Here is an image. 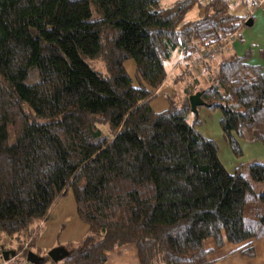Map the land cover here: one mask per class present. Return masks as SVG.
I'll use <instances>...</instances> for the list:
<instances>
[{
	"label": "trees",
	"instance_id": "1",
	"mask_svg": "<svg viewBox=\"0 0 264 264\" xmlns=\"http://www.w3.org/2000/svg\"><path fill=\"white\" fill-rule=\"evenodd\" d=\"M161 2L0 0V239L31 236L70 191L86 237L65 264H104L126 245L139 264H211L207 241L254 257L264 165L227 173L188 98L199 93L220 112L234 156L239 141L264 149V69L227 54L245 18L220 0ZM227 38L219 58L201 60L202 80L174 76L179 104L169 93L164 108L152 107L165 63L176 55L189 66L194 52ZM95 58L104 73L86 64Z\"/></svg>",
	"mask_w": 264,
	"mask_h": 264
},
{
	"label": "rangeland",
	"instance_id": "2",
	"mask_svg": "<svg viewBox=\"0 0 264 264\" xmlns=\"http://www.w3.org/2000/svg\"><path fill=\"white\" fill-rule=\"evenodd\" d=\"M174 0H162L161 6L167 7L169 4H171ZM201 4H205L208 0H199ZM258 9H256L253 13V18L255 21V26L253 27H246L245 25L242 26L241 31L239 32V36L237 37L236 44L234 45L235 51L239 53V55H247L248 61L252 64H259L264 69V12L262 11L263 8L259 9L260 13L255 14V12ZM197 11H193L189 13L187 16L188 19L193 18L195 16ZM238 16H243L242 13H237ZM239 40V41H238ZM240 41L242 43H240ZM244 41V42H243ZM233 42V43H234ZM223 46V50L219 53H216L211 57V60H214L215 58H219L221 54H223V51L228 46V43H225ZM199 57V54L197 55ZM178 56L174 55L173 58L165 63V68L168 71L166 82L164 83L163 90L161 95H159L153 102L152 107L155 110L164 108V98L165 95L172 93L173 96H175L173 99L174 101L179 104L184 97L183 90H182V84L181 83H175L174 84V76H183L184 74L192 75L193 77H198L200 80H202V72L201 66L195 64V60L192 58V61L189 62V66H185L183 61ZM194 60V61H193ZM209 60V59H208ZM210 61V60H209ZM86 64L95 72L104 73L105 72V65L104 62L100 58L95 59H85ZM125 70L128 74V76L133 79L134 78V64L132 61H127L125 63ZM190 71V72H188ZM191 76V77H192ZM190 78V77H189ZM159 92V90H158ZM198 116L200 119V125L197 126V131L204 136L205 138L212 140L215 145L217 146L218 150V159L223 166V168L226 170L227 173L232 174L237 168L240 170L241 174H247L248 172V166L254 163H259L264 165V149L263 147L256 143V144H250L243 141H239V147L241 150V156L236 157L230 150L227 142L222 136L220 126H219V120H220V112L218 110L211 111L204 107L198 108ZM258 191L264 192V183H260L258 185ZM56 208V209H55ZM54 209H52V215L50 219L54 220L56 222V226L52 231L49 230L48 234V241L47 245L51 244L53 241H59V243H73L75 244L73 247L77 248L81 242L84 240L86 235H83V231L86 227L81 224L79 221L75 220L76 223H69V221L73 220V209L75 208L74 200L71 195V192L69 191L67 196H65L61 202H59L58 207L56 206ZM66 215L65 219L64 216ZM65 220L68 222V224H62V220ZM51 220L48 222V226H51ZM37 226V228H36ZM36 231L32 230L30 233L31 236L27 237H21V238H2L0 239V246L2 247L3 251H14L15 256L9 262V264H14L13 260L18 261L20 264H28L26 262V254L27 252L31 251L34 254L40 256L41 259L47 257V253L45 251L44 254H39L36 250V245H34L31 248V243L34 242V237L39 229L42 227V223H38L36 225ZM44 228V227H43ZM41 231V230H40ZM80 240V243L78 241ZM211 241H207L205 243V247H211ZM68 248V252L72 249L70 247ZM150 254L151 258L157 263L160 261V256L154 246V244H150ZM26 254L24 251H26ZM24 253V254H23ZM8 259V260H9ZM42 264V262H41Z\"/></svg>",
	"mask_w": 264,
	"mask_h": 264
},
{
	"label": "crops",
	"instance_id": "3",
	"mask_svg": "<svg viewBox=\"0 0 264 264\" xmlns=\"http://www.w3.org/2000/svg\"><path fill=\"white\" fill-rule=\"evenodd\" d=\"M262 11L264 12V7H263ZM258 13H260L259 9L255 12L254 16ZM253 26H255L254 18H252V26L251 27H253ZM240 43H242V42L240 41ZM235 44H236V42L233 43V40H232L230 48H229V52L227 53L228 55L232 54V55L240 56L239 53H237L235 51V48H234ZM178 60H179V58H178ZM254 65H259V64H254ZM58 204H59V202H58ZM58 204L56 205L57 207H58ZM73 211H74V209H73ZM52 212L53 211L50 212V215L46 221L40 222V224L42 223V227H41V229H39L37 240L34 243V245H36L35 251H37L41 255L44 254L45 251L48 252L49 250H51L52 248H55V247H63L64 249L68 250L67 247H70L71 249H73L74 248L73 246L75 245V244L70 243V242L61 244V243H59L58 240L57 241L55 240L51 244L47 245V241H48V237H49L48 231L49 230L52 231L53 229H56V228H54L56 226V222L54 220L50 219ZM65 217H66V215L64 216V219H65ZM64 219L62 220L61 225L68 224V222H66ZM74 219L77 220L75 213L73 214V220L69 221V223H76L74 221ZM49 220H51L50 221L51 226H48ZM83 235H86L85 229L83 231ZM78 243H80V240L78 241ZM211 245H212L211 247L207 248V249L212 250V253L209 255V260H212L214 262H212L211 264H264V239H261V240L254 242L253 246H254L255 255L252 258H247V257H245L239 253H231V251L233 250V247H231L229 245L224 246V248H222L220 250L215 249L213 243H211ZM36 256H38V255H36ZM105 258H106V260H105L104 264H139L137 250L133 245L122 246V247L116 248L114 250H111L109 252H106ZM43 264H65V263L63 261L58 262V263L46 261Z\"/></svg>",
	"mask_w": 264,
	"mask_h": 264
},
{
	"label": "built area",
	"instance_id": "4",
	"mask_svg": "<svg viewBox=\"0 0 264 264\" xmlns=\"http://www.w3.org/2000/svg\"><path fill=\"white\" fill-rule=\"evenodd\" d=\"M229 11L232 13H242L244 19V22L248 21L253 17V13L256 9H260L264 7V0H220ZM229 38L222 39V41L219 44H212L209 45L198 52L193 53V57H195V64L200 65L201 60H208L213 57L214 54L219 53L223 50V46L227 43ZM199 54V57L197 55ZM3 252L2 247L0 246V264H9L11 261L10 259L7 261H4L1 257V253Z\"/></svg>",
	"mask_w": 264,
	"mask_h": 264
},
{
	"label": "water",
	"instance_id": "5",
	"mask_svg": "<svg viewBox=\"0 0 264 264\" xmlns=\"http://www.w3.org/2000/svg\"><path fill=\"white\" fill-rule=\"evenodd\" d=\"M246 27L252 26V19H249L245 23ZM190 109L192 113H198L197 108L203 107L204 103L200 99V94L197 93L195 95H192L188 98ZM15 256L14 251H3L1 253V257L4 261H7L9 258H13ZM69 256V252L64 249L63 247H55L48 251L47 257L49 260L53 263H58L64 261ZM26 262L29 264H41L42 259L35 254H33L31 251L27 252L26 254Z\"/></svg>",
	"mask_w": 264,
	"mask_h": 264
}]
</instances>
